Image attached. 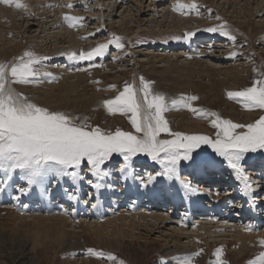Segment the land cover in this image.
Listing matches in <instances>:
<instances>
[{
    "label": "rangeland",
    "instance_id": "obj_1",
    "mask_svg": "<svg viewBox=\"0 0 264 264\" xmlns=\"http://www.w3.org/2000/svg\"><path fill=\"white\" fill-rule=\"evenodd\" d=\"M176 10L193 20L181 32ZM0 20V44L17 46L0 54V264H264V0H5ZM191 56L210 73L200 98H166L188 89L166 78ZM23 173L39 175L36 196ZM122 212L129 235L95 237ZM33 215L68 217L77 237L34 243Z\"/></svg>",
    "mask_w": 264,
    "mask_h": 264
},
{
    "label": "bare ground",
    "instance_id": "obj_2",
    "mask_svg": "<svg viewBox=\"0 0 264 264\" xmlns=\"http://www.w3.org/2000/svg\"><path fill=\"white\" fill-rule=\"evenodd\" d=\"M3 1H5V0H0V2H3ZM13 1V0H12ZM11 2V1H10ZM68 4V3H67ZM260 6V5H259ZM242 7V9H243V14L241 15V17L242 18H247L248 16H250L251 14H252V9H250L249 7H248V5H243V6H241ZM65 9H68L67 7H64L63 9H61L62 10V12L63 11H65ZM55 12V11H54ZM68 12V11H67ZM170 12V11H169ZM185 12V11H184ZM184 12H177V10L176 11H173V13H171V14H169L170 15V18L172 17V20L170 21V25H169V23L167 24V25H169L168 26V28L170 29V30H172L173 32H181V30H183L184 28H186V26L189 24V23H193V20H191V21H188L187 19H185L184 18V15L187 13H184ZM235 12V10H233V13ZM57 13V12H56ZM55 13V14H56ZM175 13V14H174ZM238 13H240V12H238ZM238 13L236 12V15H238ZM44 16H46L47 17V15L45 14ZM5 17V16H4ZM169 17V16H168ZM7 18V17H6ZM165 18H167L166 16H165ZM198 18V17H197ZM1 21V20H0ZM242 25V24H241ZM244 25V24H243ZM68 28H70V24L67 26ZM67 29V28H66ZM69 30V29H68ZM68 30H67V32H68ZM73 31V30H72ZM123 31H125V30H123ZM69 33V32H68ZM74 32H70L69 33V35L70 36H68V38H69V40H68V43L70 44V46H73V47H75V46H77L78 44H81L80 42H82V41H85L84 39V37H82L81 35H79V36H77V35H74L73 34ZM257 33V32H256ZM65 34V33H64ZM77 34V33H76ZM6 36L7 35H9V34H5ZM72 35H73V37H72ZM66 36V37H67ZM211 42V41H210ZM211 44V43H210ZM201 46H203V45H201ZM17 48V46L15 45V43H13V41L10 39V38H6V40L4 41V43L3 44H0V54H2L3 52L5 53H3L2 55L3 56H8L12 51H9L8 52V49H11V50H15ZM74 51V50H73ZM40 53V52H39ZM39 53H37L38 55H39ZM11 56V55H10ZM35 56H37L36 54H35ZM192 57V56H191ZM10 59V58H9ZM12 59V58H11ZM37 59V58H36ZM7 60V59H6ZM193 60V61H192ZM192 60L189 62H184L181 66L179 65V71H177L176 72V76H174L173 74H170L167 78H166V80L167 81H169V82H174L175 83V85H177V86H182V87H187L188 89H174V90H172L171 91V93H169L168 92V94L166 95V98L169 96L170 97V95L171 96H173V97H179V98H184V96L185 95H187V93H193V96H194V98H195V100L197 101V99L198 98H200V97H197L196 95L197 94H195L196 93V91H197V86H196V83H195V77H197V76H200V66H203V67H206L204 64H203V62L201 61L202 59H200L199 58V56H193L192 57ZM6 63V62H5ZM3 67V66H2ZM202 70H204V72H205V75H208V76H210L209 74L210 73H208L207 74V67L206 68H204V69H202ZM66 72H69V71H66ZM76 72V71H75ZM79 73V72H78ZM202 73V72H201ZM77 74V73H76ZM147 75L149 74V73H146ZM204 74V73H203ZM75 75V74H74ZM69 76V75H68ZM71 76H73V74H71ZM138 76V75H137ZM74 77V76H73ZM75 77H76V75H75ZM84 77V76H83ZM46 78V77H45ZM80 78V77H79ZM82 78V77H81ZM87 80V79H86ZM2 81H3V78H2ZM62 81H64V80H62ZM12 82V81H11ZM11 82H10V86L12 87V89H13V86H12V84H11ZM142 82V81H141ZM64 84V83H63ZM62 84V85H63ZM75 84H77V81H71V83H69V84H67L68 85V87H70L69 89H67V93H58V96H60V98H66V96L68 95V94H71V93H74L73 92V90H71V89H73V87L75 88L76 87V85ZM153 84H155V83H153ZM115 88H119V86H120V84L119 83H117V84H114L113 85ZM152 86V85H151ZM162 86V85H161ZM160 86V87H161ZM61 87H63V86H61ZM66 87V86H65ZM67 88V87H66ZM103 88H105V87H103ZM121 88V87H120ZM85 89V88H84ZM98 89V88H97ZM100 89V88H99ZM140 89V88H139ZM171 89V88H170ZM59 90V89H58ZM141 90V89H140ZM211 90V89H210ZM216 90V89H215ZM83 91V90H82ZM93 91V90H92ZM145 91V90H144ZM115 92V91H114ZM138 92V91H137ZM143 91H139V93H140V95H141V97H142V94H144V93H142ZM160 92V91H159ZM211 92V91H210ZM3 93V92H2ZM88 93V92H87ZM99 93H103V92H99ZM124 93V92H123ZM142 93V94H141ZM167 93V92H166ZM198 93V92H197ZM214 93V92H213ZM4 94V93H3ZM83 94V93H82ZM138 94V93H137ZM208 94V93H207ZM210 94V93H209ZM74 95V94H73ZM86 95V94H85ZM91 95V94H90ZM95 95V94H94ZM98 95V94H97ZM99 95H102L103 96V94H99ZM80 96V95H79ZM82 96V95H81ZM84 96V95H83ZM105 96V95H104ZM103 96V97H104ZM209 96V95H208ZM215 96V95H214ZM77 97V96H76ZM92 97V96H91ZM101 97V96H100ZM119 97V96H118ZM143 97H145V94H144V96ZM212 97V96H211ZM88 98V97H87ZM90 98V97H89ZM146 98V97H145ZM50 99V98H49ZM151 99V98H150ZM81 100H82V98H81ZM18 101V100H17ZM77 101V100H76ZM84 101H85V99H84ZM148 101V100H147ZM152 102V101H151ZM168 102H169V100H168ZM17 104V103H16ZM86 104V103H85ZM148 104V103H147ZM153 104V103H152ZM88 105V104H87ZM64 106H66V105H64ZM77 106H78V104H77ZM82 106V105H81ZM84 106V105H83ZM149 106V105H148ZM263 106H264V104H263ZM198 107V106H197ZM16 108V107H15ZM77 108V107H76ZM82 108V107H81ZM26 109V108H25ZM25 109H24V107H23V105L21 104V103H18L17 104V111L18 112H20L21 114H24V111H25ZM73 109V108H72ZM70 110V109H69ZM68 111V110H67ZM81 111V110H80ZM97 111H99V110H97ZM6 112V111H5ZM69 112V111H68ZM73 112V111H72ZM78 112V111H77ZM83 112V111H82ZM88 112H90V111H88ZM87 112V113H88ZM54 113V112H53ZM76 113V112H75ZM85 113V112H84ZM95 114H96V112H95ZM82 115V114H81ZM84 115V114H83ZM93 116V115H92ZM95 116V115H94ZM227 116V115H226ZM234 116V115H233ZM82 117V116H81ZM93 118V117H92ZM178 120H176V121H180V120H182L181 121V123L180 122H178L179 124H183V123H186V125H185V127H188L189 125H191V126H193L195 129H200V127H202V124H201V122H195L194 124H189V123H187L189 120L186 118V115H184L183 113L182 114H180V116H178ZM84 119V118H83ZM183 119H186V121L185 120H183ZM96 121V120H95ZM114 122V121H113ZM120 123V122H119ZM118 123V124H119ZM87 124V123H86ZM96 124V123H95ZM182 126V125H181ZM183 127V126H182ZM181 127V128H182ZM144 129V128H143ZM85 131H88V132H90L89 130H87V129H84ZM107 130V129H106ZM189 130V129H188ZM92 131V130H91ZM192 131V130H191ZM145 132H146V130H145ZM60 133V132H59ZM100 133V132H99ZM192 133V132H191ZM44 134V133H43ZM57 134V133H56ZM62 134V133H61ZM194 136H196V135H198V134H200V133H192ZM39 135V134H38ZM52 135V134H51ZM100 135V134H99ZM189 136H192V135H189ZM193 137V136H192ZM206 140V141H205ZM211 142V138H205V139H203V141H200V142H197L196 144H194V145H197V147H198V145H200V147H202V146H205L206 144H208V143H210ZM203 144H205V145H203ZM23 158V157H22ZM13 159V158H12ZM15 160V159H14ZM47 166H46V168H49L51 171H52V173H57L58 172V168H59V166L57 165H55V166H53V165H51V164H49V163H47L46 164ZM26 171V170H25ZM35 171V170H34ZM0 172H2V171H0ZM45 172V171H44ZM27 173H29V172H27ZM251 173H253V171L251 172ZM7 175H8V173L7 174H5L4 172H2V174H0V178L1 179H3V178H6L7 177ZM23 175V176H22ZM21 176V178H22V180H23V183L25 182L26 184H28V187H29V190H27V191H29V192H27V193H30V195H35L36 196V194L35 193H37L38 192V187L36 186V185H38V184H40V177H39V175L36 173V174H31V175H29V176H27V174L26 173H23ZM38 175V176H37ZM12 176V175H11ZM10 176V177H11ZM15 178V176H12L11 178L12 179H14ZM17 177V176H16ZM39 177V178H38ZM220 178H222L221 176H216V181L218 182L217 184H214V186L212 187V189H211V192H210V194H213V192H212V190L213 189H215V188H217V190H219L220 191V189H221V185H220V187L218 186V184H220L221 182L219 181V179ZM8 179V178H7ZM39 179V180H38ZM223 179V178H222ZM186 180V179H185ZM1 181V180H0ZM223 181V180H222ZM225 181V180H224ZM9 182V181H8ZM166 184H167V182H166ZM195 185H196V183H194ZM5 185V184H4ZM113 185V184H112ZM202 186H199V187H204V186H208V184L207 183H202L201 184ZM7 186V185H6ZM5 186V190H4V192L2 191V192H0V200H2V198H3V195H5L7 198L9 197V195L11 194L10 193V186H9V184H8V187H6ZM39 186V185H38ZM211 186V185H210ZM210 186H208V187H210ZM43 187V186H42ZM114 187V186H113ZM222 187H224V186H222ZM32 188H34L33 190V192H31L32 191ZM128 189V188H127ZM132 189V188H131ZM187 189V188H186ZM197 189V188H196ZM42 190V189H41ZM107 190V189H106ZM133 190V189H132ZM143 190H145V189H143ZM188 190V197H202L204 194H206V192L205 191H196V192H194L193 193V190H191V189H187ZM123 191H125L124 189H123ZM134 194V193H133ZM29 195V194H28ZM21 196V195H20ZM37 196H39L38 194H37ZM262 196H263V198L262 199H264V193L262 194ZM40 197V196H39ZM70 201V200H69ZM243 201H245L244 199H243ZM3 202V201H2ZM247 202V201H246ZM251 205V204H250ZM3 206H5V205H3ZM6 206H7V204H6ZM256 206V205H255ZM255 206H253V207H255ZM255 210L257 211V209H255L254 208V210H253V212H254V214H256L257 212H255ZM9 212V211H8ZM7 212V213H8ZM10 212H11V210H10ZM1 213V212H0ZM147 213H149V212H147ZM116 214V213H115ZM118 214V213H117ZM121 214H123V215H121ZM120 215H119V217H117V218H114V219H112V220H105V221H103V222H101L100 224L98 223L97 225H95L94 227H93V231H94V234H95V237H97V238H99V239H101V235H102V232L104 231V230H106V229H108L109 228V226L110 225H112L113 226V228L111 229V231L109 232L110 233V235H112V238H122V239H124L125 238V236H127V235H129L128 234V230L126 231L125 229H123L122 227L124 226L125 227V221H126V218H127V216H124V213L122 212ZM145 214V213H144ZM8 215V214H7ZM13 215V214H12ZM156 215V216H155ZM155 215H151L153 218H155V219H158L160 216H158L157 214H155ZM118 216V215H117ZM115 217V216H114ZM138 217V216H137ZM11 218V217H10ZM10 218H8V219H10ZM13 218V217H12ZM11 218V219H12ZM24 218H26V217H24ZM14 219V218H13ZM17 219V218H16ZM20 219V218H19ZM32 219H34V221H36V222H40V226H42L43 227V230H41V231H34V233L33 232H31L32 234L30 235V236H27L26 238H28L29 237V239L31 238L32 239V241L35 243V242H37V240H38V242H39V244H41V243H43L44 241H46V240H49V241H55V242H62L63 240L65 241V239L67 238V237H77V233H75L74 232V229L72 230L73 232H71V233H69L70 231H68L67 230V227H71V228H77L76 227V225H73L72 223H69L68 221L69 220H67L68 219V217H61V216H57V215H55V216H45V215H33L32 216ZM106 219V218H105ZM132 219H133V216H132ZM15 220V219H14ZM3 221V222H2ZM1 222H0V229L3 231V229H5L6 227H9V225H7V223L4 221V220H2ZM8 221V220H7ZM128 221V220H127ZM139 221H141V220H139ZM71 222V221H70ZM157 222H159V221H157ZM186 222V221H185ZM184 222V223H185ZM140 223V222H139ZM133 224H134V222H133V220H131V225H130V229H129V233H131L132 231H133ZM136 224H138L137 222H136ZM38 225V226H39ZM139 225H141V224H139ZM112 226H110V227H112ZM137 227H138V225H137ZM81 229V231H83V232H85V230L87 231L88 229H86V228H90V227H84V226H82L81 225V227H80ZM127 228V227H126ZM240 230H242V228H239ZM239 229L237 228V231L239 232V235H238V237H236V239H238L239 241H241V240H247L246 239V236L244 237V236H242V235H240V231H239ZM249 229H251V228H249ZM92 231V230H91ZM5 232V231H4ZM76 232H78V230L76 231ZM242 232H243V230H242ZM245 232V231H244ZM29 233V232H28ZM108 233V234H109ZM237 233V232H236ZM260 233V232H259ZM262 233V232H261ZM264 233V232H263ZM1 234H2V232H1ZM238 234V233H237ZM250 235H251V233H249ZM253 234V233H252ZM13 235L14 236H12V237H15V235L17 236L18 234H15V233H13ZM82 235V234H81ZM132 236H134L133 234H132ZM237 236V235H236ZM252 238L253 239V237L252 236H249V238ZM255 238V237H254ZM251 239V240H252ZM10 240H12V239H10ZM249 240V239H248ZM250 240V241H251ZM42 241V242H41ZM110 243H112L110 240H108ZM114 241V240H113ZM225 241V240H224ZM72 242H74V241H72ZM71 243V242H70ZM65 244V243H64ZM112 245V244H111ZM46 246V245H45ZM67 246V245H66ZM70 246V245H69ZM61 247V246H60ZM68 247V246H67ZM66 247V248H67ZM69 249V248H68Z\"/></svg>",
    "mask_w": 264,
    "mask_h": 264
}]
</instances>
